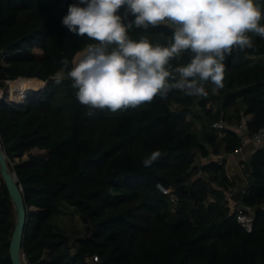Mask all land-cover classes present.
Masks as SVG:
<instances>
[{"label":"trees","instance_id":"1","mask_svg":"<svg viewBox=\"0 0 264 264\" xmlns=\"http://www.w3.org/2000/svg\"><path fill=\"white\" fill-rule=\"evenodd\" d=\"M73 2L0 0V85L45 81L20 101L0 98V138L26 205L23 264H92L93 255L100 264H264V145L248 161L249 184L233 194L253 208L250 230L228 205L234 182L225 160L195 162L196 151L206 157L210 148L218 154L242 146L234 129L212 128L219 117L229 123L245 118L250 133L264 126V40L249 34L256 47L227 57L224 87L207 90L206 97L174 90L136 109L88 115L70 80L56 85L50 79L61 58L70 70L75 54L95 43L62 25ZM257 3L264 13V0ZM125 8L117 14L127 24L135 17L123 19ZM172 32L166 24L129 29L132 39L147 36L154 46H166ZM195 102L203 112L193 109ZM194 121L202 122V136ZM155 150L160 158L143 167ZM159 182L177 194L175 206ZM63 202L86 225L74 242L52 221ZM14 226L15 208L0 174V264H13Z\"/></svg>","mask_w":264,"mask_h":264},{"label":"clouds","instance_id":"2","mask_svg":"<svg viewBox=\"0 0 264 264\" xmlns=\"http://www.w3.org/2000/svg\"><path fill=\"white\" fill-rule=\"evenodd\" d=\"M126 6L122 22L118 10ZM264 13L257 0H75L62 25L89 44L83 56L59 60L61 68L50 79L59 85L71 81L78 102L88 115L136 109L172 91L190 97H206L205 84L213 91L224 87L227 57L256 46L249 36L264 40ZM161 24L173 32L169 43L155 46L147 36L134 40L129 29ZM187 54V63L181 61ZM161 156L152 151L142 160L150 168Z\"/></svg>","mask_w":264,"mask_h":264},{"label":"rangeland","instance_id":"3","mask_svg":"<svg viewBox=\"0 0 264 264\" xmlns=\"http://www.w3.org/2000/svg\"><path fill=\"white\" fill-rule=\"evenodd\" d=\"M86 49V48H85ZM78 51L74 59L79 61V59L83 56L84 50ZM36 51H40L39 49H35ZM2 58L0 57V62ZM20 79V78H19ZM16 79V80H19ZM33 79V78H32ZM34 89L43 87L45 85V81H41L35 78ZM41 81V82H40ZM11 82L10 79L3 81L0 85V97L5 100H22L24 98V93L27 89L17 90L14 94L9 92V83ZM37 84V85H36ZM206 90H213L214 86L210 83L205 84ZM193 109L198 112H203L202 109L198 106L195 102L193 105ZM192 120V118L189 116ZM194 127L196 128L199 136H202V122L194 121ZM240 136L245 140V143H242V146L237 149L235 152L227 153L222 148L220 153L215 154L210 148L209 156H202L199 151H196L195 162L200 165L207 163L210 158L216 159L219 162L225 160V169L227 176L233 180L234 184L231 186L230 190H227V199L228 205L232 211H236L238 207L242 206V203L237 202L234 199L235 193L242 192L249 184L250 176H249V168H248V161L254 151V144H247L248 139H250V134L247 132H239ZM33 152L38 153V149H34ZM197 174H201L204 176H208V173L200 172ZM192 177V176H191ZM253 210V208H252ZM55 226L65 232L70 237V242H74L77 236H82L86 230V225L82 223L79 218V214L77 213L74 206L69 205L66 202H63L61 205V211L59 214L53 217L52 219Z\"/></svg>","mask_w":264,"mask_h":264},{"label":"water","instance_id":"4","mask_svg":"<svg viewBox=\"0 0 264 264\" xmlns=\"http://www.w3.org/2000/svg\"><path fill=\"white\" fill-rule=\"evenodd\" d=\"M1 98V97H0ZM0 174L7 187L15 208V226L10 240L9 251L13 264H23L21 257L23 231L26 223V205L21 184L15 170L7 165L6 155L0 138ZM25 261V259H24Z\"/></svg>","mask_w":264,"mask_h":264},{"label":"built area","instance_id":"5","mask_svg":"<svg viewBox=\"0 0 264 264\" xmlns=\"http://www.w3.org/2000/svg\"><path fill=\"white\" fill-rule=\"evenodd\" d=\"M212 128L216 130H222L224 128H232L238 134L239 132H247L250 134V140L254 144V150L257 147L264 145V126L258 128L256 131L250 133L247 127V122L245 118H242L238 123H229L223 117H219L214 120L211 124ZM240 135V134H239ZM243 140V138H242ZM159 189L169 196V200L172 206H175L178 201L177 194L173 191L172 188L165 187L162 183H157ZM236 215L238 221L247 229L250 230L252 228L253 223V210L252 207L246 204H242V206L238 207L236 210ZM92 264H100V261L96 255L91 256Z\"/></svg>","mask_w":264,"mask_h":264},{"label":"bare ground","instance_id":"6","mask_svg":"<svg viewBox=\"0 0 264 264\" xmlns=\"http://www.w3.org/2000/svg\"><path fill=\"white\" fill-rule=\"evenodd\" d=\"M33 80L34 79H28V78H20L19 80H13L9 83V87H8L9 92L11 94H14V92H16L19 89L24 90V89H29L30 87H34L35 81Z\"/></svg>","mask_w":264,"mask_h":264},{"label":"crops","instance_id":"7","mask_svg":"<svg viewBox=\"0 0 264 264\" xmlns=\"http://www.w3.org/2000/svg\"><path fill=\"white\" fill-rule=\"evenodd\" d=\"M243 143H245V140L243 141ZM252 143L253 142L250 139H248L247 144H251L252 145Z\"/></svg>","mask_w":264,"mask_h":264}]
</instances>
